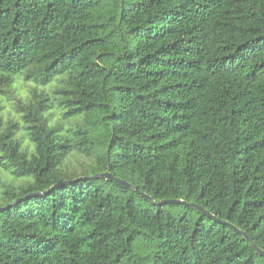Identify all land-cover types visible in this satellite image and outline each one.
<instances>
[{
  "label": "trees",
  "instance_id": "16d2710c",
  "mask_svg": "<svg viewBox=\"0 0 264 264\" xmlns=\"http://www.w3.org/2000/svg\"><path fill=\"white\" fill-rule=\"evenodd\" d=\"M0 264H264V0H0ZM6 90V91H5ZM57 181L64 183L52 188Z\"/></svg>",
  "mask_w": 264,
  "mask_h": 264
},
{
  "label": "rangeland",
  "instance_id": "374dc122",
  "mask_svg": "<svg viewBox=\"0 0 264 264\" xmlns=\"http://www.w3.org/2000/svg\"><path fill=\"white\" fill-rule=\"evenodd\" d=\"M58 79L54 78L51 82L43 84L34 80L25 79L20 73L14 74L12 80L5 90L6 92H0V116L4 119H13L19 124V129L16 132V137L21 141V147L27 149L28 152L33 150V144L29 140L25 124L20 118V114L14 108V104L17 99L26 100L29 98L30 92L33 89L37 91L46 92L50 95L53 102L52 112L54 115H58V103L55 95L53 94V88ZM31 180V177H17L10 170L0 167V197L6 185L18 188L26 181ZM2 202V198H0Z\"/></svg>",
  "mask_w": 264,
  "mask_h": 264
},
{
  "label": "water",
  "instance_id": "95a60500",
  "mask_svg": "<svg viewBox=\"0 0 264 264\" xmlns=\"http://www.w3.org/2000/svg\"><path fill=\"white\" fill-rule=\"evenodd\" d=\"M93 178H104V179H107V180H114L115 182H117V183H119L121 185L127 186L129 188H134L139 195H141L144 198L149 199L152 203H154L155 205H158V206H161V205H164V204H173V203L174 204H184V205H187V206H192V207L200 210L203 214H205L207 217L213 219L214 221L220 222L222 224H225V225L231 227L236 232L240 233L246 240L249 241L250 245L255 249V251L257 253H259V254L264 256V250L261 249L260 247H258L257 245H255L251 241L249 235L246 232L240 230L239 228H237L235 225H233L229 221L222 220V219L216 217L215 215H213L212 213L208 212L206 209H204L203 207L199 206L198 204H195L193 202H186V201L181 200V199H162V200H159V201H154V199L151 196H149L148 194H146L144 192H141L140 190H138L137 187L132 185L130 182H128V181H126V180H124L122 178L114 177L110 172H101V173H96V174L89 175V176H79L78 178H76V180L93 179ZM62 183H64V182L57 181L51 187L54 188V187H56V186H58V185H60ZM21 199L22 198H18V199L14 200V201H11V202L7 203L6 205L0 207V210L10 208L14 203L19 202Z\"/></svg>",
  "mask_w": 264,
  "mask_h": 264
}]
</instances>
